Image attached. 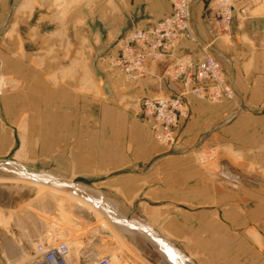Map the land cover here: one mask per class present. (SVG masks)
I'll return each mask as SVG.
<instances>
[{
	"label": "rangeland",
	"instance_id": "1",
	"mask_svg": "<svg viewBox=\"0 0 264 264\" xmlns=\"http://www.w3.org/2000/svg\"><path fill=\"white\" fill-rule=\"evenodd\" d=\"M259 1L252 0L254 3ZM122 2L123 0H92L93 42L90 44L84 32H78L76 43L70 44V50L67 46L65 57L62 56V62L59 63L60 67L49 74V78H11L10 73L4 70L3 55L0 52L4 78L0 91V163L17 162V167L39 179L21 178L13 171V167L0 165V264L26 261L36 242L50 238L65 240L69 246L74 248L76 245L79 250L83 246L82 238L90 235L89 231L92 230H101L111 235L110 244L104 241V252L112 253L111 260L114 264L128 258H133V264H161L162 258L166 259L161 248L156 249L152 245L154 242L147 240L150 236H158L151 229L142 226H137L136 230H128L141 237L139 250L125 247L126 253L117 259L116 253L121 250L119 248L123 245L124 236L111 225L109 216L105 214L106 210L99 206L101 202H108L102 192L92 191L87 187H76L73 192L66 190L70 187L50 185V178L55 175L64 176L65 183L73 184L81 182L82 176L97 177L113 168H121L122 172L137 171L152 154L174 147L177 142L171 145L169 140L159 139L154 129L156 122L144 109L146 99L171 97L179 100L181 106L171 129L172 134L177 132L179 135L178 145H184L187 131L180 132L186 112L184 97L181 94L153 91L160 84L161 76L149 79L125 73L117 62V49L123 42H118L115 46L113 44L111 50L100 48L101 44H110L116 36L113 30L118 28L116 20ZM246 6L247 14L249 5ZM208 9L210 11V7ZM107 23H110L109 27L106 26ZM245 45L248 46V51H252V55L244 59V69L261 74L264 90V48L248 40ZM96 46L100 49L97 50ZM97 51L99 54L96 55ZM256 55L260 57L253 62ZM168 68L171 72L173 64H169ZM43 82L44 86L49 87L47 91L50 93L21 92L27 84L36 87L33 91L40 92L39 87L43 86ZM172 82L183 88L180 79ZM146 84L149 85L148 89ZM183 93L184 96H194L191 92ZM195 97L212 105L226 104L235 108V112L224 116L222 123H228L238 116L264 117V94L260 96L261 103L254 111L242 109L239 106L242 101L235 94L231 98L218 99ZM258 129H261L260 125ZM158 130L161 132V128ZM222 147L216 144L214 150L212 146L196 150L193 145L190 149H193L192 155L196 162L204 167L206 175L208 173V179H216L214 176L218 178L220 173L230 172L222 170L223 166L230 167L236 175L241 174L243 179L240 184L221 177L224 182L221 185L235 190L242 197L241 201L238 198L235 209L238 220L230 223L233 228L223 222L216 228L222 232V236L229 231L227 239L221 241L223 244L216 262H213L212 255L196 253V240L186 239L188 243H193L194 251L187 247L184 249L182 245L176 246L178 250L175 247L173 249L179 259L186 261L188 258L189 264H264V150L258 148V154H247L249 158L246 161L244 154H230L228 147ZM171 150L170 148L169 151ZM248 191L251 199L244 201L243 195ZM220 209L223 218L225 208ZM84 212L92 214L96 223L86 224ZM214 223L205 224V235L209 233L207 230L213 229ZM142 228L146 232L140 230ZM72 248L70 247V257ZM74 263L77 264L78 261L74 260Z\"/></svg>",
	"mask_w": 264,
	"mask_h": 264
},
{
	"label": "crops",
	"instance_id": "2",
	"mask_svg": "<svg viewBox=\"0 0 264 264\" xmlns=\"http://www.w3.org/2000/svg\"><path fill=\"white\" fill-rule=\"evenodd\" d=\"M213 1L191 0L190 27L196 37L195 41L182 39L166 50L162 57L147 58L143 70L136 76L149 79L161 76L160 84L153 91L181 94L182 88L167 80L162 73L179 57L196 62L203 57L204 50H208L219 61L235 96L242 101L239 106L246 111H254L261 103L260 96L264 94L261 84L263 78L256 71L245 70L243 61L252 55V51L247 50L246 40L254 41L256 46L264 48V0L257 3L252 0H233L235 16L227 29L215 23L213 14L208 9ZM246 4L249 5L248 12L242 15L237 8H247ZM119 11L117 20L114 19L118 28L116 31L112 28L116 36L110 44H101L102 50H111L113 44L115 46L118 42H123L129 31L144 29L169 15L171 3L169 0H123ZM92 16V0H0V52L5 72H9L10 77L16 80L49 78V74L60 67L59 63L62 62V56L65 57L67 46L70 50V44L76 43L78 32H84L90 44L93 42ZM106 26L109 27L110 23ZM98 48L96 46L97 50L100 49ZM117 51L119 55L120 48ZM258 57L260 56L256 55L253 62ZM44 85L45 82L39 87V92L33 91L36 87L27 84L21 92L50 93L47 91L49 87ZM148 87L146 84V89ZM184 101L186 115L182 118L180 130L187 131L184 145H178V138L176 145L170 147L171 151L167 148L168 150L152 154L137 171L122 172L121 168H113L97 177L82 176L81 182L73 184L79 188L99 190L107 201L113 200L116 205L111 207L114 209L106 210L111 219L124 222L127 226L129 223L139 227L148 226L152 233L168 245L173 244L172 248L178 249L176 246L182 245L184 249L187 247L194 251L193 243H188L186 239L196 240V253L212 255L213 262H216L223 244L221 241L227 239L226 234L229 233L226 231L223 237L222 232L216 228L220 227L221 222H237L235 209L240 196L235 190L221 185L224 182L219 173L218 178L214 176L216 179H208V173L206 175L204 167L196 162L192 155L193 149L190 148L194 145L196 150H205L212 146L214 150L218 144L228 147L230 154H244L247 161V154H258V148L264 150V117L238 116L228 123H222L224 116L232 113L235 108L226 104L212 105L189 95L184 96ZM259 125L261 129H258ZM213 159L214 157L210 158ZM222 170L230 171L224 172L227 176L236 177L222 179L234 184L242 182L241 174H234L235 171H231L230 167L223 166ZM241 199L242 197L239 201ZM243 199L249 201L251 193L245 192ZM220 207L225 208L223 218ZM84 213L86 224L96 223L92 214ZM211 222L219 224L214 223L213 229L207 230L209 233L205 235V224ZM130 229L136 230L133 225ZM89 233L90 235L82 238L80 253L94 256L105 254L111 257L110 251L104 252V243H111V235L101 230ZM123 236L124 242L119 248L121 250L116 253L118 259L126 253L125 247L139 250L140 246L141 237L134 232L124 231ZM183 253L186 255L185 251Z\"/></svg>",
	"mask_w": 264,
	"mask_h": 264
},
{
	"label": "built area",
	"instance_id": "3",
	"mask_svg": "<svg viewBox=\"0 0 264 264\" xmlns=\"http://www.w3.org/2000/svg\"><path fill=\"white\" fill-rule=\"evenodd\" d=\"M169 1L171 3L169 15L144 29L131 30L121 44V53L117 56V62L125 73L135 76L143 70L147 58L162 57L166 50L178 44L182 39L195 41L196 37L190 27L191 0ZM237 10L240 14L246 13V7L240 6ZM235 11L236 7L233 0H214L210 6V12L213 14L215 23L223 29L229 27L235 16ZM168 69L164 76L169 81L181 80L182 97L185 95L183 91L191 92L194 96L211 99L231 98L235 94L233 87L225 78L219 61L208 50H204L203 57L196 62H192L186 57H179L173 63V70L170 72ZM2 87L3 72L0 65V91ZM180 106L179 100L171 97L150 98L144 102L146 113L152 116L156 122L154 129L157 131L159 139L169 140L170 144L175 142L179 136L177 132L172 134L171 127L176 122L177 111ZM156 126L161 128V132L158 130L160 128ZM80 255L77 259L79 264H114L108 255L95 258L89 257L88 254L80 253ZM69 258L70 246L67 241L47 239L35 243L26 261H18L13 264H69ZM132 260L133 258L123 259L119 264H133ZM135 264L145 263L135 262Z\"/></svg>",
	"mask_w": 264,
	"mask_h": 264
},
{
	"label": "bare ground",
	"instance_id": "4",
	"mask_svg": "<svg viewBox=\"0 0 264 264\" xmlns=\"http://www.w3.org/2000/svg\"><path fill=\"white\" fill-rule=\"evenodd\" d=\"M3 84H4V78H3ZM172 138H173V136H172ZM176 142V141H175ZM174 141L172 142V144H174L175 143ZM171 144V145H172ZM0 165H6V166H10V167H13L14 168V172L17 174V176H19V177H21V178H34V179H38V177L36 176V175H34V174H31V173H29L27 170H25V169H21V168H19V167H17L16 165V163H14V162H9V163H0ZM23 168V167H22ZM55 175V174H54ZM56 176V175H55ZM53 177L52 176V178H50V185H53V186H56V187H58V188H67V187H70L69 189H66V190H68V191H73L74 192V190H75V188H76V186L75 185H73V184H68V183H65L63 180H65V178H63L62 176H60V175H58L57 177ZM220 176L221 177H223L224 179H228V178H230V179H235L236 177L233 175H231L230 177L229 176H226L225 174H224V172H222V173H220ZM39 180V179H38ZM40 180H46V179H42V178H40ZM49 180V179H48ZM47 180V181H48ZM49 182V181H48ZM49 184V183H48ZM78 187V186H77ZM72 188H74V189H72ZM76 193V192H75ZM78 194V193H77ZM81 195V194H80ZM88 196H90L89 194H88ZM100 203V202H99ZM107 204H109V205H104V203L103 202H101V204L99 205L100 207H102L103 209H105V210H110V209H112V205H116L115 203H114V201L113 200H108V202H106ZM111 208H110V207ZM100 207H98L99 209H101L102 211H103V209L102 208H100ZM108 207V208H107ZM113 209H114V207H113ZM112 209V210H113ZM111 210V211H112ZM105 213V212H104ZM117 213V212H116ZM106 214V213H105ZM109 218V220L112 222V226L117 230V231H119V232H121L122 234L124 233V231L126 232V231H128V230H131L130 229V227H132V225H133V227H134V229H136V227H137V225L136 224H128V226H127V224L125 225V223L123 222V223H121V222H117V221H115V220H113V219H111V217H108ZM120 221V220H119ZM141 224V223H140ZM139 224V225H140ZM142 227L143 228H147V229H151V228H148V226L146 227L145 225H142ZM140 229V230H143L144 232H146V230H144V229ZM133 229V228H132ZM152 230V229H151ZM128 232H131V231H128ZM51 239V238H50ZM147 240H151L150 242L151 243H153L152 245L156 248V249H159V248H161L160 249V251H162V252H164L165 253V256H166V259H163L162 257V260L160 261L161 262V264H189V261H188V258L186 259V261L182 258V259H179V255H177L176 253H175V248L173 249L171 246L173 245H168L166 242H162L163 240L160 238V237H158V238H155V237H153V236H150V237H148L147 238ZM167 240V239H166ZM157 245H158V247H157ZM71 248H72V245L70 246ZM164 247H166V249L164 248ZM74 248H76L75 250H74ZM74 248H72L73 249V252H72V257H70L69 259H68V262H69V264H75L74 263V260L76 261L77 259H78V257H80V252H78V247H76V245L74 246ZM77 250V251H76ZM178 250V249H177ZM176 250V251H177ZM173 253V254H172ZM112 256V255H111ZM161 256V255H160ZM182 256V255H181ZM113 258V257H112ZM143 258V257H142ZM181 258V257H180ZM118 259V258H117ZM176 259H178V260H176ZM77 264H79V263H77Z\"/></svg>",
	"mask_w": 264,
	"mask_h": 264
}]
</instances>
